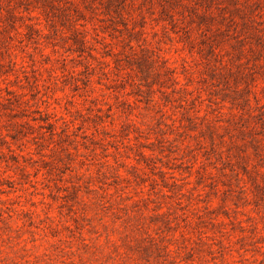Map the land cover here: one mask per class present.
Wrapping results in <instances>:
<instances>
[{
    "label": "rangeland",
    "instance_id": "374dc122",
    "mask_svg": "<svg viewBox=\"0 0 264 264\" xmlns=\"http://www.w3.org/2000/svg\"><path fill=\"white\" fill-rule=\"evenodd\" d=\"M0 264H264V0H0Z\"/></svg>",
    "mask_w": 264,
    "mask_h": 264
}]
</instances>
